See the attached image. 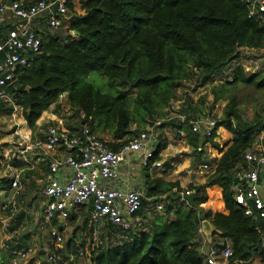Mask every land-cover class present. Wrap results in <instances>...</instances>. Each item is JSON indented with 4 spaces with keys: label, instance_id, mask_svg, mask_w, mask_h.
I'll return each instance as SVG.
<instances>
[{
    "label": "trees",
    "instance_id": "1",
    "mask_svg": "<svg viewBox=\"0 0 264 264\" xmlns=\"http://www.w3.org/2000/svg\"><path fill=\"white\" fill-rule=\"evenodd\" d=\"M69 8L75 5L70 2ZM78 8L83 13L74 9L66 37L49 32L58 29H41L40 53L7 87L13 103L6 109L4 100L0 101V111L11 114L14 106L22 108L24 119L34 130L45 111L53 109L61 115L65 106L69 107L74 115L69 119L76 116L77 124L96 132L109 129L115 139H120L117 144H108L112 149L168 115L172 102L181 103L179 114L209 115L201 107L205 97L195 102L189 94H179L181 87L190 81L205 86L241 59L244 50L264 48V15L250 18L245 0H79ZM94 73L107 80L108 90L88 80ZM238 84L264 89V70L248 73L239 66L232 80L214 87L210 112L223 97L228 100L217 131L224 126L233 139L214 160V170L205 185H190L185 190L179 182L161 178L149 181L148 198L168 195L164 212L148 213L156 200H144L139 211L141 223L129 230L111 221L91 224L92 203L72 210L69 220L84 215V225L90 223L92 232L103 230L100 245L91 253V264H206V249H223L228 244L232 255L225 264H249L256 258L264 264V228L259 212L254 208L248 212L236 201L246 184L241 174L250 169L245 155L264 133V108L248 118L236 94H223ZM58 124L51 121L48 125ZM165 124L176 125L178 132L184 130L188 143L198 152L207 142L219 148L214 140L217 131L202 143L190 127L186 135L188 126L180 119L166 121L159 130ZM212 186L222 188L229 214L202 207L208 200L206 189ZM186 191H193L195 206L183 199ZM204 220L221 231L214 234L211 245L204 243L200 232ZM74 242L70 239L67 243L70 254L76 256L69 264H80L83 250ZM54 251L58 254L57 248ZM69 256L66 252L65 257ZM3 257L0 254V264H8Z\"/></svg>",
    "mask_w": 264,
    "mask_h": 264
},
{
    "label": "built area",
    "instance_id": "2",
    "mask_svg": "<svg viewBox=\"0 0 264 264\" xmlns=\"http://www.w3.org/2000/svg\"><path fill=\"white\" fill-rule=\"evenodd\" d=\"M0 0V100L12 101L6 87L16 78L17 73L29 67L34 56L40 53L43 36L41 26L51 29L63 28L66 17L70 12V0ZM250 18L263 17L264 0H245ZM45 23H38L39 21ZM179 104V105H178ZM177 105V107H176ZM180 102H172L168 115L148 125L147 130L140 132L118 149H112L108 143L88 125L76 124L71 128L65 121L58 125H50L43 138L30 142L25 151H32L44 158L50 159L46 176L44 196L47 200L45 222L67 220L72 210L84 204L92 203L90 215L92 224L111 221L117 227L129 230L141 223L139 211L143 208L144 200L148 199L142 189L123 190L113 187L120 177V171L127 156L136 151H144L142 159L144 167H163L161 161L154 160L159 141L160 130L166 121L175 115L183 125L189 126L194 133L202 137H213L217 131L218 120L214 116L177 113ZM185 136V131H181ZM66 149L73 154L56 157L57 149ZM245 159L250 169L241 174L246 184L236 197L237 203L246 208L259 212L264 228V193L261 184V167L264 166V153L249 150ZM209 166L205 165V169ZM65 178V179H63ZM18 177L12 181L13 188H19ZM186 191L185 194H191ZM251 205V206H250ZM9 208L10 204L4 205ZM16 210L14 199L11 211ZM160 212L162 204H156L154 209ZM202 233V231L200 230ZM51 238L56 248L63 247L64 235L60 229H52ZM10 264H28L31 257L38 252L34 246L19 248V243L9 246ZM85 253L81 251V255ZM206 264H225L232 255L228 244L223 249L210 247L204 251ZM222 259V261H221ZM46 261L50 264H62L63 259L54 251Z\"/></svg>",
    "mask_w": 264,
    "mask_h": 264
},
{
    "label": "crops",
    "instance_id": "3",
    "mask_svg": "<svg viewBox=\"0 0 264 264\" xmlns=\"http://www.w3.org/2000/svg\"><path fill=\"white\" fill-rule=\"evenodd\" d=\"M32 1L35 2L37 0ZM70 2L79 4V0H70ZM78 12L80 14L83 13L81 10ZM66 19H68L66 21L67 25L68 23L71 25V19L68 16ZM38 23L42 25L45 22L40 20ZM45 28L47 27L41 26L42 30ZM7 87L6 90L8 91ZM9 96L12 101L3 99L5 103H8L5 104L6 109L9 104L13 103V98L10 94ZM61 97H65V95ZM2 113L4 112L0 111V115H4ZM177 113L179 112L177 111ZM6 114L13 116L14 119L19 115L18 122L13 124L15 129H13L12 134L7 139L0 140V254L10 264L11 255L8 245L14 246L15 242H18L21 249L28 246H34L39 249L45 244L43 237L46 238L45 234H47L46 224H50L45 222L42 216L47 202L44 196V189L47 184L46 176L51 160L32 151H24L30 142L44 137L51 121L59 123L65 121L68 126L73 128L78 120L69 119L68 117L66 119L63 114L58 115L53 112V109H50L42 114L37 121L36 128L33 130L24 119L22 108L14 106L13 112L11 114L7 112ZM172 119H179L178 115H175ZM181 130L178 132L177 126L173 124H165L160 129L159 141L156 146L158 151L156 160L161 161L163 167L157 168L153 165L144 167L142 159L145 152L142 150L130 153L121 168L120 177L113 183V187L123 190L142 189L146 194L148 182L158 178L168 182H179L185 190L190 185H205L208 175L214 170V160L219 159L223 152L232 144L233 134L224 126L220 127L217 131V137L214 139L219 143V148L214 147L212 142H207L203 147L199 148L200 152H198L194 146L188 143L186 136L181 135ZM189 131L188 126L186 135ZM99 136L102 137L100 134ZM199 137L202 143L211 139V137H202L200 135ZM102 138L108 144L111 142L117 144L121 141L113 136L109 137V139ZM70 154H73V152L61 148L55 152L56 157H65ZM205 165H208L209 168L205 169ZM261 171V184L264 193V171ZM16 177L19 179V188L12 187V181ZM222 191L219 186L208 187L206 189L208 200L202 204V207L212 210L214 213L229 214ZM184 195L185 193L182 195L183 199L186 200ZM167 197L168 195L154 199L147 197V200H156V204H162L163 210L160 213H163L164 200ZM14 199H16V210L12 212L11 208ZM7 203L10 204L9 208L4 207ZM203 240L205 243L206 237L204 235ZM221 241L223 242L222 239ZM249 264H261V258H256Z\"/></svg>",
    "mask_w": 264,
    "mask_h": 264
},
{
    "label": "rangeland",
    "instance_id": "4",
    "mask_svg": "<svg viewBox=\"0 0 264 264\" xmlns=\"http://www.w3.org/2000/svg\"><path fill=\"white\" fill-rule=\"evenodd\" d=\"M75 5L74 9L78 10V3H73ZM70 9V12L68 14L69 19L72 18V16L75 14V10ZM68 19H66L67 21ZM65 21V24L63 28L58 30H50L49 32H53L55 34L63 35L66 37L68 35V29L70 27L69 23L67 25V22ZM57 34V35H58ZM45 35V34H44ZM239 66H243L246 68V71L248 73H256L260 70H264V48L259 50H244L242 53L241 59H239L236 62H233L229 66L225 67L223 72L216 74L205 86H197L195 81H190V83H185L183 87L179 90V94H189L190 97H192L195 102H198L201 100L202 97H205V101H203L201 107L203 108L204 114L214 115L217 120H219V117L223 114L224 107L228 103V100L223 97L218 104L215 107L214 112L211 111V106L214 101V95H213V89L214 87H217V85H220L222 83H225L227 81L232 80L233 73L235 69ZM90 82H93L96 87L101 88L102 90L106 91L109 88L107 87V80L94 73L90 76L88 79ZM236 94L237 98L239 99L240 107L245 112V115L248 118H251L254 116L255 112L261 111L264 108V89H257L254 86H244L241 84H238L235 88H232L230 90L226 89L223 91V94L228 96L229 94ZM8 101V100H7ZM60 102H65V97H61ZM5 103V101L3 102ZM8 104V103H5ZM179 105V104H178ZM177 107V105H176ZM4 115H0V140H5L9 137L10 134H12L13 124L15 122H18L19 115L16 119H14L13 116L7 115L5 111H3ZM72 110L69 107L65 106V109L62 111L63 116L67 119L70 115L74 116L73 113H71ZM73 120H78V118L73 117ZM133 129H136V126H133ZM12 130V131H11ZM99 134L109 139V137H112L113 135L110 133V130H104V131H98ZM112 135V136H111ZM137 136V135H136ZM114 137V136H113ZM135 137V136H134ZM253 150L258 151L259 153H264V133L262 132L258 136L257 143L255 144V147ZM263 167H261V170H263ZM264 171V170H263ZM45 214V212H43ZM85 216L83 215L79 219H76L75 221L72 220H61L58 219V221H55L50 223L49 225L46 224V231L47 234H45V244L43 247H40L37 252V254L33 257H31L28 264H50L46 261V258L48 256L49 252H52L55 248V243L53 239L50 236V233L52 229H60L64 233V243L62 248L58 249V254L63 258L62 264H69L72 261H70V258L76 259V256L73 254H70V249L67 248V243L70 239H73L76 245H79L81 250L85 253L82 255V258L79 259L80 264H91V253L92 251L100 245V234L103 230L97 229L96 231H91V224L89 223L88 227L84 225ZM42 221V220H40ZM93 228V227H92ZM100 228V227H98ZM69 254V257H65V253Z\"/></svg>",
    "mask_w": 264,
    "mask_h": 264
},
{
    "label": "water",
    "instance_id": "5",
    "mask_svg": "<svg viewBox=\"0 0 264 264\" xmlns=\"http://www.w3.org/2000/svg\"><path fill=\"white\" fill-rule=\"evenodd\" d=\"M12 1L13 0H10L9 4H11ZM184 198L187 200L189 204L195 206V195L193 193L185 194ZM46 207H47V204L44 206V210L46 209ZM201 231H202V234L206 237L207 243L210 245L213 243L214 234L221 232L209 220H204L202 222Z\"/></svg>",
    "mask_w": 264,
    "mask_h": 264
}]
</instances>
